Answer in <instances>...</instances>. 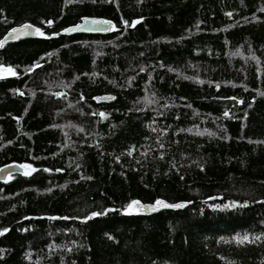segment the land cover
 Instances as JSON below:
<instances>
[{"label":"trees","instance_id":"trees-1","mask_svg":"<svg viewBox=\"0 0 264 264\" xmlns=\"http://www.w3.org/2000/svg\"><path fill=\"white\" fill-rule=\"evenodd\" d=\"M86 17L116 28L61 35ZM24 24L44 35L0 50V169L25 166L0 264H264V0H0V42ZM158 200L188 206L127 212Z\"/></svg>","mask_w":264,"mask_h":264},{"label":"water","instance_id":"water-1","mask_svg":"<svg viewBox=\"0 0 264 264\" xmlns=\"http://www.w3.org/2000/svg\"><path fill=\"white\" fill-rule=\"evenodd\" d=\"M93 21H103V22H108V23H93ZM24 25H30L31 27L27 30L28 34L27 35H17L16 37L10 36L9 34L12 32L13 29H23ZM17 26L13 29H11L1 40L3 43V47H0V50L3 49L4 47L10 45V44H15L20 41L24 40H30V39H36L40 37V35L36 32L38 29L36 26L32 24H24ZM116 28V25L113 21L106 20L103 18H97V17H86L83 18L80 23L77 25L71 26L66 28L61 32V35L63 36H74V35H87V36H108L111 33L114 32ZM61 97L62 94H59ZM95 101L98 104H110L115 102V97L113 95H101V96H96ZM24 167L25 166H19L17 164H9L0 169V182H5L10 176L17 175V174H23L24 173ZM162 201V200H161ZM165 203L169 205H183V207H168V208H160L157 206L158 210L157 211H149L148 207L156 205H147L144 206V209L139 212H133L131 214H140V215H145V216H151L155 215L159 212L166 211V210H172V211H179L183 210L188 206V203L181 202V203H169L167 201H164Z\"/></svg>","mask_w":264,"mask_h":264},{"label":"snow or ice","instance_id":"snow-or-ice-1","mask_svg":"<svg viewBox=\"0 0 264 264\" xmlns=\"http://www.w3.org/2000/svg\"><path fill=\"white\" fill-rule=\"evenodd\" d=\"M139 22V21H137ZM93 23H108V22H103V21H93ZM127 23V22H125ZM134 26V25H133ZM31 26L30 25H24L23 26V29H13L12 32L9 34L10 36H13V37H16L17 35H27L28 32L27 30L30 28ZM36 32L43 36L44 34L42 32H40L39 29L36 30ZM0 47H3V43L0 42ZM7 71H12L11 69H7ZM13 74H15L13 72ZM103 115V114H101ZM157 206H159L160 208H168V207H176V208H179V207H183V205H169L167 203H165L164 201H156V205H153V206H149L148 207V210L149 211H157L158 208ZM144 209V206L143 205H140V202L139 201H133L131 204H129L127 206V212L129 214L133 213V212H139V211H142ZM93 215H100L99 213H94ZM3 233H0V235H2ZM244 239H247V237H245ZM243 242V241H241Z\"/></svg>","mask_w":264,"mask_h":264}]
</instances>
